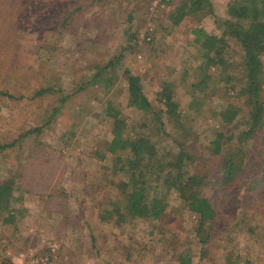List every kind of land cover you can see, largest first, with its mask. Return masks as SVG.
Returning a JSON list of instances; mask_svg holds the SVG:
<instances>
[{"label":"rangeland","instance_id":"1","mask_svg":"<svg viewBox=\"0 0 264 264\" xmlns=\"http://www.w3.org/2000/svg\"><path fill=\"white\" fill-rule=\"evenodd\" d=\"M181 1L0 0V89L12 95L0 99V137L12 141L61 106L49 128L0 153V180L10 174L24 179L14 193L21 200L10 206L14 219L5 221L8 212L0 211V263L43 264L47 258L46 264H179L183 252L191 264H264V213L258 208L264 194L263 130L245 143L252 157L245 180L228 184L218 158L202 143L204 134L188 137L199 172L207 171L214 183L203 193L221 212L205 254L195 216L167 189L168 215L159 228L151 218L114 225L115 194L105 180L113 165L98 153L106 154L117 119L127 122L129 131L145 118L128 104L125 68L141 75L156 111L161 109L158 91L163 82L171 84L178 110L174 116L160 114L169 124L187 115L199 133L219 125L228 130L233 122L224 123L219 111L243 105L219 67L199 68L204 49L193 33L198 26L220 36L215 20L227 16L228 0H213L212 14L185 17L171 28L170 14ZM66 16L67 27L61 28ZM232 47L228 55L239 59L240 50ZM120 53L114 84L90 83L97 67ZM205 74L207 82L199 83ZM66 94L71 96L61 105ZM110 103L119 110L115 119L107 114ZM168 142L164 137L159 145L163 149Z\"/></svg>","mask_w":264,"mask_h":264},{"label":"trees","instance_id":"2","mask_svg":"<svg viewBox=\"0 0 264 264\" xmlns=\"http://www.w3.org/2000/svg\"><path fill=\"white\" fill-rule=\"evenodd\" d=\"M80 9L77 7L73 11ZM201 12L212 14L213 0H182L170 14V27L175 28L185 17L199 18ZM226 15L215 20L220 23L222 29L220 36L210 34L198 26L193 29V33L195 41L204 49V60L199 68L209 70L210 67H219L223 81L229 83L235 90V96L243 101V105L229 104L219 111L221 120L228 124L233 122L232 127L228 130L217 129L222 126L219 125L214 131L204 129L199 133L192 123V118L187 115L179 116L176 125L169 124L160 114L174 116L178 110V100L173 94L171 84L163 82L158 91L161 109L156 111L143 90L141 75L125 68L122 73L126 80L128 104L145 115L144 122L128 131V123L117 119L116 125L119 127L106 143V154L98 153L101 159H107L113 165L112 174L105 177V180L115 194L110 202L115 226L122 228L127 219L151 218L159 221V228L168 215L167 196L164 197L163 192L167 189L182 207L195 216V233L201 254H205L217 214L221 212L211 200L210 194L203 193V188L211 191L214 183L207 171L199 172L195 162L197 153L190 147L188 137L191 133L198 136L204 134L202 143L207 142L208 152L218 158L221 179L224 184H228L236 178L245 180V166L249 165L252 159L247 156L249 148L245 143L249 138H256L258 131H264V0H228ZM67 19V16L62 19L61 28L67 27ZM231 45L240 50L239 59L228 55L229 49L233 48ZM121 56V53L115 55L104 66L97 67L90 83L112 86L114 78L118 77L116 69L121 62ZM226 71H229V74ZM208 77V74H205L199 83H206ZM59 81L60 79L57 82ZM43 91L46 90H38L36 94ZM70 96L66 94L61 97V105ZM2 97L12 95L7 90L0 89V99ZM60 108L61 106L54 108L40 124L20 133L12 141L0 137V153L16 146L19 139L33 138V134L38 135L49 128L52 121H56ZM118 113V108L110 103L107 111L110 118L115 119ZM244 124H247V128L240 129ZM164 137L168 138L169 142L165 149H162L159 144ZM36 144L42 145L39 142ZM261 153L259 151V154ZM260 160L259 165L262 162ZM248 170L249 173L253 172L250 168ZM13 175L4 176L0 180V211L8 212L5 221L14 219L10 206L13 201L21 200L20 195L14 193L21 187L24 179ZM255 179L254 182L257 181V178ZM260 200L261 205L258 208L264 213V194ZM91 238V244L95 245V239L93 236ZM177 259L179 264H191V257L183 252ZM0 264L12 263L4 259Z\"/></svg>","mask_w":264,"mask_h":264},{"label":"built area","instance_id":"3","mask_svg":"<svg viewBox=\"0 0 264 264\" xmlns=\"http://www.w3.org/2000/svg\"><path fill=\"white\" fill-rule=\"evenodd\" d=\"M46 263H49L48 260H47V258H46V262H43V264H46Z\"/></svg>","mask_w":264,"mask_h":264}]
</instances>
